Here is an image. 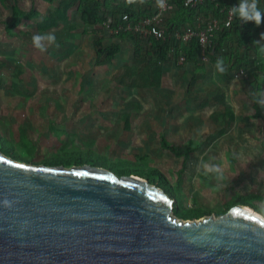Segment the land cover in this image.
Masks as SVG:
<instances>
[{"label": "rangeland", "instance_id": "374dc122", "mask_svg": "<svg viewBox=\"0 0 264 264\" xmlns=\"http://www.w3.org/2000/svg\"><path fill=\"white\" fill-rule=\"evenodd\" d=\"M14 2L25 9L34 4L39 15L21 19L15 34L7 36L4 20ZM59 4L0 0V137L13 145L11 151L39 164L51 150L77 145L120 161H149L176 183L182 157L159 146L158 132L163 131L182 146L189 139L201 143L179 178L180 203L211 209L204 217H215L221 206L236 201L264 214V119L254 117L249 96L264 92V48L253 43H264L259 30L264 26L247 31L244 45L249 48L243 56L230 37L214 61H204L197 70L192 61H179L170 53L160 86L120 85L115 77L125 66L131 69L128 81L138 79L145 60L154 55L151 44L135 57L129 36L116 37L108 25L95 32L85 27L77 4L58 24L40 28L48 10ZM171 4L161 24L176 30L191 19L178 15L184 22L176 24ZM218 15L207 11L205 16ZM46 33L55 34L58 47L41 52L33 47L32 36ZM98 37L105 46L120 43L109 64L98 63L93 46ZM218 58H223L226 73L216 70Z\"/></svg>", "mask_w": 264, "mask_h": 264}, {"label": "water", "instance_id": "95a60500", "mask_svg": "<svg viewBox=\"0 0 264 264\" xmlns=\"http://www.w3.org/2000/svg\"><path fill=\"white\" fill-rule=\"evenodd\" d=\"M174 203L138 174L0 149V264H264L261 211L183 219Z\"/></svg>", "mask_w": 264, "mask_h": 264}, {"label": "trees", "instance_id": "16d2710c", "mask_svg": "<svg viewBox=\"0 0 264 264\" xmlns=\"http://www.w3.org/2000/svg\"><path fill=\"white\" fill-rule=\"evenodd\" d=\"M45 1L53 2L54 0ZM183 1L184 0H171V3H174L176 6L177 15L175 18L178 19V22L176 23L178 25L184 22V20L180 19L178 15H189L191 21L194 20L196 15H206L207 11H212L220 15L221 13L219 8L221 6L228 7L229 5H234L236 2V0H206L197 6L189 7L185 6ZM154 2L155 0H144L143 3H140V0H135V2L132 3H129V0H60L59 6L48 10L40 24V28L44 29L58 24L60 20H63L68 16L69 9L74 4H77L80 13V20L85 25V27H89L95 32L105 25L114 27L119 23H134L140 20L142 16H146L147 13H151ZM37 15H39V10L34 4L30 8L25 9L19 6L18 3L14 2L10 6V17L4 20L5 34L7 36H13L15 34L14 28L18 25L21 19H31ZM262 22H264V19H262ZM253 26L256 29L260 28L259 25L257 26L251 22L245 23L239 21V19L235 17L230 29L216 33L211 32V42L206 51V60L214 61V55L217 54L222 48L225 39L229 40L230 37H235V41L238 46L246 44L248 40L246 36L247 31H249ZM259 30L261 31V28ZM113 34L116 37L129 36L134 41L133 45L135 57L142 56V50H144L145 47L148 48L150 44L154 51V55L145 60V63L139 72L138 79H134L129 82L128 77H131V69L129 66L123 67L115 77L116 82L120 85L129 84L133 86L136 85L144 87L160 86L163 78L164 61L167 60V57L170 53H174L176 58L179 59L181 55V49L186 53V57L184 58L185 61H192L198 65L196 66L197 68L195 70H197L198 67L204 63V61H206L199 57L200 44L196 38H193L189 44H181L178 46L177 43L171 44L169 41L156 39L152 36L144 38L131 31L121 30L117 33L113 32ZM93 46L95 47L97 60L100 64L111 63L115 54L120 49L119 42L112 41L109 45L105 46L103 45L102 38L100 37L93 40ZM253 94L254 93L249 94L255 109L253 115L258 119L263 120L264 107H261L260 104L256 102L262 101V95H256L254 100ZM125 122L128 126L129 119L127 118ZM158 142L161 148L172 152L178 157H182L181 166L176 169L178 178L176 183H171L165 173L149 161H134L126 158L125 161H120L118 160L119 158L102 156L92 149H79L77 145L67 148L59 146L55 150H51L52 153L49 154V158H45L44 160L42 159V161L50 164L62 163L65 165H70L73 163H91L95 165L107 166L117 174H138L146 177L159 187H162L172 198H174L175 203L173 206V212L176 216L183 219H198L208 215L211 209L201 206H184L179 202L178 197L180 192L178 185L179 178L185 167L187 159L194 151L201 148V143L194 142L192 139H189L186 144L182 146L169 141L163 131L158 132ZM0 149L7 155H12L15 158L21 159L19 155L11 151L14 150L13 145L1 137ZM234 203L238 202L236 201L225 206H221V208H219L216 212L221 214ZM242 203L246 202L242 201Z\"/></svg>", "mask_w": 264, "mask_h": 264}, {"label": "built area", "instance_id": "2783aa9c", "mask_svg": "<svg viewBox=\"0 0 264 264\" xmlns=\"http://www.w3.org/2000/svg\"><path fill=\"white\" fill-rule=\"evenodd\" d=\"M204 1L206 0H184L183 4L185 6L194 7ZM238 3L239 0H236L234 5H229L228 7L221 6L219 8V11L221 12L219 16L206 17L205 15H196L193 21L186 22L181 28L170 30L164 28L161 23L167 12L173 9L171 0H163V3H161L160 0H156L155 8L148 16L134 23H119L117 26H110V28L114 32H119L121 30L131 31L137 34L152 36L163 41H169L171 44L177 43L178 45L189 44L193 38H196L200 44L199 57L206 60V51L211 42L210 33L230 29L235 17L230 16L229 8L237 5ZM259 7L262 11H264V0H259ZM180 52L181 55L178 60L183 61L186 57V53L182 49Z\"/></svg>", "mask_w": 264, "mask_h": 264}, {"label": "clouds", "instance_id": "9594fccd", "mask_svg": "<svg viewBox=\"0 0 264 264\" xmlns=\"http://www.w3.org/2000/svg\"><path fill=\"white\" fill-rule=\"evenodd\" d=\"M135 2V0H129V3ZM144 0H140V3H143ZM163 3V0H160ZM230 16L236 17L239 21L242 22H253L255 25H260L262 19H264V11H262L259 7V0H239V3L235 6L229 8ZM230 26V25H229ZM261 41H264V34H261ZM255 45H260L264 48V43L260 41H254ZM32 45L37 50L44 52L47 50L48 46L56 45V37L54 33H46V34H34L32 36ZM58 47V45H56ZM215 68L220 73L227 72V66L224 63L223 58H218L215 64ZM256 95H264V92H258L253 94V98L255 100ZM260 104L261 107H264V101H256ZM7 204V201H5Z\"/></svg>", "mask_w": 264, "mask_h": 264}, {"label": "crops", "instance_id": "0c3cea01", "mask_svg": "<svg viewBox=\"0 0 264 264\" xmlns=\"http://www.w3.org/2000/svg\"><path fill=\"white\" fill-rule=\"evenodd\" d=\"M261 24H262V26H264V22H261ZM261 31H263L262 34H264V29H263V27H262ZM231 34H232V33H231ZM247 37H248V35H247ZM234 40H235V37H233V39H232L230 42H232V41H234ZM227 41H228V39H227ZM227 45H228V43L224 42V46H227ZM246 48H249V47H245L244 44L241 45V46H238V49H239V51H240L239 56H243V53H242V52H243ZM251 51L253 52V49H250V50H249L250 55L253 56V53H251ZM231 60H233V59H231ZM262 101H263V100H262Z\"/></svg>", "mask_w": 264, "mask_h": 264}, {"label": "snow or ice", "instance_id": "6c2138e0", "mask_svg": "<svg viewBox=\"0 0 264 264\" xmlns=\"http://www.w3.org/2000/svg\"><path fill=\"white\" fill-rule=\"evenodd\" d=\"M78 175H81V174H78ZM83 175H86V173H85V174H83Z\"/></svg>", "mask_w": 264, "mask_h": 264}]
</instances>
